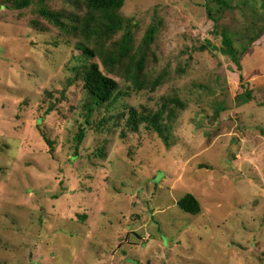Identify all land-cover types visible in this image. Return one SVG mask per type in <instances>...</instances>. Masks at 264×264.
Returning a JSON list of instances; mask_svg holds the SVG:
<instances>
[{
    "label": "rangeland",
    "instance_id": "rangeland-1",
    "mask_svg": "<svg viewBox=\"0 0 264 264\" xmlns=\"http://www.w3.org/2000/svg\"><path fill=\"white\" fill-rule=\"evenodd\" d=\"M238 1L215 28L210 0H127L136 49L157 26L144 78L161 83L137 89L111 73L120 95L88 125L83 81L66 89L82 64L76 38L38 0H0V264H264V30L251 42L264 0ZM47 6L83 13L69 0ZM223 28L248 49L241 70ZM246 87L253 99L241 104ZM174 97L185 108L166 113L167 140L128 127L131 108ZM187 193L200 213L179 206Z\"/></svg>",
    "mask_w": 264,
    "mask_h": 264
},
{
    "label": "trees",
    "instance_id": "trees-1",
    "mask_svg": "<svg viewBox=\"0 0 264 264\" xmlns=\"http://www.w3.org/2000/svg\"><path fill=\"white\" fill-rule=\"evenodd\" d=\"M32 1L16 0L15 6L22 9L30 6ZM48 1L38 0L39 13L64 33L76 38L75 48L80 52L82 64L73 67L75 76L69 79L66 89L79 79L83 81L88 96L86 102V123L88 125H91V119L96 109L113 105L120 95L119 83L110 76L111 73L123 74L137 89L150 87L155 90L161 83V79L157 78L148 84L144 78V69L150 46L155 40L157 26L152 25L148 29L141 44L136 49L134 46L133 20L126 19L121 13V9L127 0H69L79 11H83L82 14H68L63 10H51L47 6ZM211 2L215 5L212 6ZM232 2L233 0H210V3L206 4L208 16L214 21L215 28L222 18L221 15L226 10L234 8ZM251 3H254V0H240L237 5L247 8L249 5L252 7ZM263 30L262 27L259 32L255 33L251 42L258 39ZM121 32L122 35L117 38ZM220 33L223 36V50L232 57V61L241 70V55L248 49L245 46L244 51L239 52L235 47L232 33L227 28H223ZM96 58L102 62L108 73L101 69L99 63L95 61ZM237 98L239 103L245 104L253 99V94L246 87L245 91L238 93ZM177 108L184 109L185 104L176 97L164 99L161 106L156 110L138 112L135 108H131L127 125L135 132L139 130L140 125H144L167 140L165 135L167 125L164 123V118L166 113L169 119L174 117ZM55 109V104L49 106L45 115L50 114ZM42 121L43 118H40L38 125ZM85 137L86 129L81 127L76 136L77 144L80 145ZM47 142L51 144L48 139ZM178 204L184 211L194 215L201 211L199 200L191 193H187L181 198Z\"/></svg>",
    "mask_w": 264,
    "mask_h": 264
}]
</instances>
